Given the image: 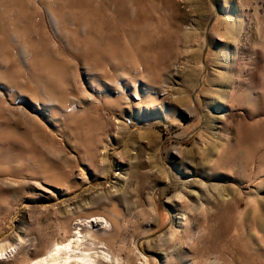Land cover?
Masks as SVG:
<instances>
[{"label":"rangeland","instance_id":"374dc122","mask_svg":"<svg viewBox=\"0 0 264 264\" xmlns=\"http://www.w3.org/2000/svg\"><path fill=\"white\" fill-rule=\"evenodd\" d=\"M75 233L264 264V0H0V264Z\"/></svg>","mask_w":264,"mask_h":264},{"label":"bare ground","instance_id":"6f19581e","mask_svg":"<svg viewBox=\"0 0 264 264\" xmlns=\"http://www.w3.org/2000/svg\"><path fill=\"white\" fill-rule=\"evenodd\" d=\"M101 219L99 218V220ZM98 223L102 224V220ZM85 236L75 233L72 240L69 239L68 241L53 245L50 252L35 264H97L95 253L92 250H86L79 254L70 251L71 246H77ZM174 236H176V233L172 234L171 240H173ZM7 249H9L8 246H0V257L5 255Z\"/></svg>","mask_w":264,"mask_h":264}]
</instances>
